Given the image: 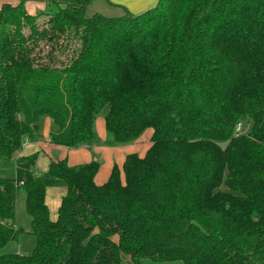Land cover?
Returning a JSON list of instances; mask_svg holds the SVG:
<instances>
[{"label": "trees", "instance_id": "1", "mask_svg": "<svg viewBox=\"0 0 264 264\" xmlns=\"http://www.w3.org/2000/svg\"><path fill=\"white\" fill-rule=\"evenodd\" d=\"M92 1L0 6V160L16 165L15 177L0 176V247L35 237L30 254L0 264H264V0H158L139 14L86 16ZM36 2L47 25L28 36L14 17ZM106 31L122 53L107 44L94 67ZM41 40L77 48L45 61ZM105 107L117 143L152 129L145 154H127L106 182L95 181L96 159L51 160L40 173L39 150L16 157L43 137L46 116L50 143L92 141ZM49 187L66 188L55 220ZM20 190L27 230L15 221Z\"/></svg>", "mask_w": 264, "mask_h": 264}, {"label": "rangeland", "instance_id": "2", "mask_svg": "<svg viewBox=\"0 0 264 264\" xmlns=\"http://www.w3.org/2000/svg\"><path fill=\"white\" fill-rule=\"evenodd\" d=\"M4 1L18 4V0H0V6ZM158 0H93L86 8V16H92L96 12H100L106 16H120L123 15L126 10L135 14L142 13L149 8L156 5ZM45 7L41 3L26 4L27 13L23 12L24 8H20L19 12L15 15L14 25L20 29H23L24 33L28 36L32 35L36 29H43L47 25L48 16L40 14L38 11L43 10ZM37 47V52L40 56L48 61V57L54 55L58 56L63 61L70 60L73 50L77 48V42L68 40L67 47L63 51L52 50V45L47 44L41 40ZM113 43L115 48L114 55L121 54L122 49L117 44L114 34L106 31L104 39L95 41L92 50L90 52V60L93 63L92 66L99 67L100 57L104 47L107 44ZM65 45V46H66ZM60 64V63H59ZM108 111V107H105L100 113L95 116L94 119V133L95 138L92 141L82 143L78 147L62 146L45 142V135L36 139H30L22 148L16 153V157L20 155H28L37 150L40 151V155L37 159L35 170L37 172H45L48 169L51 160L65 159L70 165H78V163H86L91 160H97L99 162L98 173L96 174L95 181L98 184H102L107 181L111 170L115 164L120 168L125 160L127 154L136 152L143 156L150 146L152 129L147 128L136 140L129 143H117L115 142L111 133H109L105 127V114ZM243 130H246L249 126V122H242ZM42 133L45 134L46 130L53 128L52 120L46 116L42 119ZM49 128V129H48ZM0 176L1 177H15L16 165L15 158L13 159H1L0 160ZM65 187H49L47 189V204L50 210L51 219L55 220L58 214V208L60 206L61 198L65 194ZM15 221L16 225L23 227L26 230L30 227V217L25 209V192L20 190L16 199L15 205ZM117 239V238H114ZM35 245V237L28 233H22L17 240L11 241L4 246L0 247V255L12 252H19L24 254H30ZM158 264H184L181 261L164 262Z\"/></svg>", "mask_w": 264, "mask_h": 264}, {"label": "crops", "instance_id": "3", "mask_svg": "<svg viewBox=\"0 0 264 264\" xmlns=\"http://www.w3.org/2000/svg\"><path fill=\"white\" fill-rule=\"evenodd\" d=\"M49 129V128H48ZM49 132H50V130H46V132H45V142H47V143H50V136H49ZM78 164H81V163H78Z\"/></svg>", "mask_w": 264, "mask_h": 264}, {"label": "built area", "instance_id": "4", "mask_svg": "<svg viewBox=\"0 0 264 264\" xmlns=\"http://www.w3.org/2000/svg\"><path fill=\"white\" fill-rule=\"evenodd\" d=\"M242 131H243V124L242 123H238L237 132H242Z\"/></svg>", "mask_w": 264, "mask_h": 264}]
</instances>
